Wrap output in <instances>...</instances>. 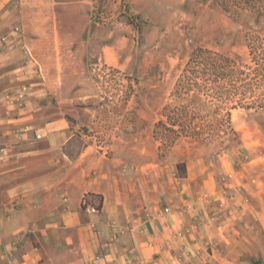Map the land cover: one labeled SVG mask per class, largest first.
Instances as JSON below:
<instances>
[{
    "label": "crops",
    "instance_id": "1",
    "mask_svg": "<svg viewBox=\"0 0 264 264\" xmlns=\"http://www.w3.org/2000/svg\"><path fill=\"white\" fill-rule=\"evenodd\" d=\"M58 18L0 0V264H232L219 255L232 233L256 235L264 261V166L223 202L181 194L164 211L128 198L119 164L81 131L95 107ZM88 194L101 195L94 213Z\"/></svg>",
    "mask_w": 264,
    "mask_h": 264
},
{
    "label": "rangeland",
    "instance_id": "2",
    "mask_svg": "<svg viewBox=\"0 0 264 264\" xmlns=\"http://www.w3.org/2000/svg\"><path fill=\"white\" fill-rule=\"evenodd\" d=\"M25 1L30 9L59 13L57 41L67 50L80 44L76 56L88 77L83 87L92 96L86 103L95 107L94 125L81 131L119 164L128 198L162 209L181 194L223 202L230 198V185L260 174L264 82L255 89L256 103L230 109L232 130L226 135L207 140L180 137L161 156L153 125L161 119L163 105L171 101L177 76L196 47L252 64L247 33L256 29L263 38L264 22L234 19L215 0ZM81 143L78 136L75 149ZM181 162L185 173L176 168ZM248 238H255L254 244L242 243L232 233L233 248L223 246L219 255L233 258L232 264H264L259 238ZM191 264L202 263L192 258Z\"/></svg>",
    "mask_w": 264,
    "mask_h": 264
},
{
    "label": "trees",
    "instance_id": "3",
    "mask_svg": "<svg viewBox=\"0 0 264 264\" xmlns=\"http://www.w3.org/2000/svg\"><path fill=\"white\" fill-rule=\"evenodd\" d=\"M215 4L234 19H251L258 25L264 22V0H215ZM257 32L249 30L246 37L252 64H242L201 46L190 53L169 94L171 101L163 105L161 119L153 125L161 156L180 137L207 140L214 135H226L232 130L230 109L248 108L256 103L255 89L264 82V37ZM176 168L185 173V162L176 164ZM88 196L94 201L85 200L82 208L88 202L99 209L101 195Z\"/></svg>",
    "mask_w": 264,
    "mask_h": 264
},
{
    "label": "built area",
    "instance_id": "4",
    "mask_svg": "<svg viewBox=\"0 0 264 264\" xmlns=\"http://www.w3.org/2000/svg\"><path fill=\"white\" fill-rule=\"evenodd\" d=\"M84 203H85V200H84ZM85 209H86L88 212H92V213H94V212L97 211V208H95L94 204H92V203H88V202H86ZM167 210H168V208H165L164 211H167Z\"/></svg>",
    "mask_w": 264,
    "mask_h": 264
}]
</instances>
